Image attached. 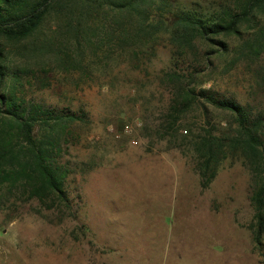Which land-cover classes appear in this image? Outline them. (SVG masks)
<instances>
[{
    "label": "rangeland",
    "instance_id": "obj_1",
    "mask_svg": "<svg viewBox=\"0 0 264 264\" xmlns=\"http://www.w3.org/2000/svg\"><path fill=\"white\" fill-rule=\"evenodd\" d=\"M173 1L175 8L212 14L218 0ZM257 27L264 28V16L250 24V35ZM172 29L165 24L152 61L138 70L123 58L83 73L48 59L10 57L11 68L53 72L42 84L26 75L19 92L28 100L84 109L90 124L77 127L82 140L71 142L66 158L72 212L37 201L0 211V264H264V249L255 248L250 232L251 179L242 163L225 160L203 189L192 153L146 131V118L169 100L157 77L171 63ZM202 84L264 110V53L261 59L239 60L233 51L216 58Z\"/></svg>",
    "mask_w": 264,
    "mask_h": 264
},
{
    "label": "trees",
    "instance_id": "obj_2",
    "mask_svg": "<svg viewBox=\"0 0 264 264\" xmlns=\"http://www.w3.org/2000/svg\"><path fill=\"white\" fill-rule=\"evenodd\" d=\"M173 3L0 0L1 212L33 201L47 210L72 212L67 190L72 171L66 158L71 142L82 140L77 127L90 124L84 109L28 100L19 92L26 75L31 73L42 84L43 75L54 76L53 72L11 68L10 57L48 59L67 72L79 68L83 73L123 58L138 70L152 61L153 43L169 22L173 55L157 77L169 100L146 118V131L171 148L192 153L203 189L212 184L225 160L240 161L251 179L252 241L258 251L264 249V110L220 97L202 84L214 60L232 51L239 60L246 55L262 58L264 28L257 27L253 35L247 29L264 16V0H218L212 14L202 8H175ZM231 39L237 42L234 47ZM7 217L13 219L11 214Z\"/></svg>",
    "mask_w": 264,
    "mask_h": 264
}]
</instances>
